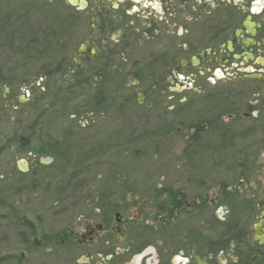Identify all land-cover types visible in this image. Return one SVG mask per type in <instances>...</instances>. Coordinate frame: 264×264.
Returning <instances> with one entry per match:
<instances>
[{"label":"rangeland","instance_id":"obj_1","mask_svg":"<svg viewBox=\"0 0 264 264\" xmlns=\"http://www.w3.org/2000/svg\"><path fill=\"white\" fill-rule=\"evenodd\" d=\"M59 7L0 0V264H66L64 253L49 254V235L81 231L97 209L137 224L178 202L189 226L187 204L204 195L202 218L221 232L264 201V74L194 83L192 65H179L189 52L173 57L162 41L137 45L126 69L86 86ZM163 52L177 65L150 69ZM174 69L191 78L173 83ZM198 122L212 124L192 140Z\"/></svg>","mask_w":264,"mask_h":264},{"label":"flooded vegetation","instance_id":"obj_2","mask_svg":"<svg viewBox=\"0 0 264 264\" xmlns=\"http://www.w3.org/2000/svg\"><path fill=\"white\" fill-rule=\"evenodd\" d=\"M43 1L59 4L57 17L65 19V26L74 33L80 59L76 69L86 86L88 76H95L94 88H98L102 82L97 79L104 73L126 69L137 45L151 44L158 50L162 41L174 54L179 51L173 57L183 56L181 48L189 52L186 59L180 58L179 65H192L194 83L202 76L217 81L241 74L257 79L264 74V0ZM65 8L73 12L67 13ZM257 17L259 20L253 19ZM166 54L151 60L150 69L176 66V59L171 57L172 61ZM170 73L167 77L173 83L188 76L176 69ZM195 91L203 89L197 86ZM209 124H193L191 139L197 140ZM32 139L31 135L22 137L20 146L28 147ZM180 205H158V215L137 224L124 220L119 212L112 222L110 213L97 209L99 220L85 222L81 231L49 235L57 245L49 254L64 253L66 264H264V201L247 203L249 213L221 232L202 218L208 213L207 196L187 204L192 208L189 226H183L179 219ZM224 206L215 207L223 213ZM252 211L256 223L248 225L245 220ZM48 264L55 263L50 260Z\"/></svg>","mask_w":264,"mask_h":264},{"label":"water","instance_id":"obj_3","mask_svg":"<svg viewBox=\"0 0 264 264\" xmlns=\"http://www.w3.org/2000/svg\"><path fill=\"white\" fill-rule=\"evenodd\" d=\"M140 97H141V96H140ZM3 148H4V146H2V148L0 149V154H1V152H2L1 150H2Z\"/></svg>","mask_w":264,"mask_h":264}]
</instances>
